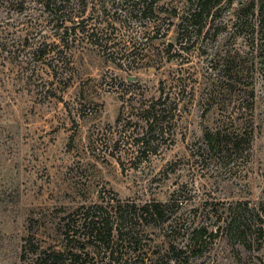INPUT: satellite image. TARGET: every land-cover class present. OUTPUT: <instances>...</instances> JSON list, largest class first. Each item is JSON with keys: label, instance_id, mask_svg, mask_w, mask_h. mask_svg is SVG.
Returning <instances> with one entry per match:
<instances>
[{"label": "rangeland", "instance_id": "1", "mask_svg": "<svg viewBox=\"0 0 264 264\" xmlns=\"http://www.w3.org/2000/svg\"><path fill=\"white\" fill-rule=\"evenodd\" d=\"M1 1L0 264H36V255L24 250L28 237L42 248L61 249L63 219L83 204L99 202L100 194L142 203L168 201L177 191L184 202L176 215L196 223H214L230 206L240 207L243 214L253 206L264 210L262 77L256 80V130L248 163L239 161L219 171L191 156L217 114L214 108L207 111L204 99L206 47L229 49L234 44L227 34L194 35L197 45L169 61L164 49L177 42L180 22L172 12L183 11L186 0H160L158 6L166 11L157 10L149 18L127 15L126 3L119 0L113 6L114 0H89L90 26L103 30L109 51L125 53L122 67L119 59L112 61L120 55L108 56L103 47L86 40H78L82 43L67 52H57L56 47L49 58L39 59V46L59 43L57 27L41 0ZM241 1L233 0L229 9ZM113 17L122 20L121 25L116 22L117 30L109 26ZM65 56L68 67L57 74L45 60L53 57V65L62 66ZM182 66L195 72L198 82L175 142L149 160L134 163L136 147L125 139L118 152L120 164L111 152L122 129L115 125L121 95L131 88L142 90L147 98L158 96L160 80L181 76ZM248 217L254 224L255 217ZM147 231L152 250L165 252V227ZM236 239L221 233L201 256L172 264H264V248L258 249L257 242L245 247Z\"/></svg>", "mask_w": 264, "mask_h": 264}, {"label": "trees", "instance_id": "2", "mask_svg": "<svg viewBox=\"0 0 264 264\" xmlns=\"http://www.w3.org/2000/svg\"><path fill=\"white\" fill-rule=\"evenodd\" d=\"M119 1L126 3V14L131 16L149 18L157 10L158 13L166 11L158 6L160 0ZM89 2L41 0L57 27L59 43L50 44V48L39 46L36 50L40 52L39 59L45 55L49 58L56 47L59 48L57 52H67L82 43L78 40L103 47L104 53L111 57L119 53L109 51L111 46L105 42L102 29L91 28L89 21L93 17L87 15ZM230 6L233 0H186L183 11L174 9L172 12L180 19L177 42L169 43L164 49L171 61L183 57L188 47L197 45L194 35L198 38L203 33H213L217 38L227 34L233 40L234 45L229 49L206 47L204 99L207 111L214 108L217 114L212 126L204 128L198 144L191 150L195 161L208 162L219 171L239 161L247 164L250 160L256 130V80L260 77L264 80V0H242L231 10ZM225 8H228L227 14ZM117 19L113 17L109 22L114 30L118 28L116 22L122 24V20ZM78 33L79 39L76 38ZM118 55L120 58L113 57L112 61L119 59L117 64L122 67L125 53ZM64 58L62 66L53 65V57L45 60L57 74V70L65 71L68 67L67 56ZM178 72L182 75L160 80L158 96L147 98L142 90L131 88L121 95L122 104L115 125L122 129L111 152L120 164L123 165V161L118 152L125 139L131 140L136 147L134 163L149 160L175 142L178 126L188 105L193 103L198 82L189 67L182 66ZM69 81L67 78L64 85ZM49 93L57 95L52 90ZM183 202L182 194L177 191L168 201L153 199L142 203L100 194L99 202L83 204L63 219L61 249L42 248L28 237L24 250L36 255V264H172L190 256H201L208 243L221 233L230 240L237 238L245 247L257 242L258 249L264 248L262 208L245 207L247 213L243 214L240 207L230 206L224 218L220 215L214 223L207 224L176 215ZM248 214L255 217L254 224L248 221ZM161 226L165 227L168 247L165 252H154L147 228ZM157 253L160 254L156 256Z\"/></svg>", "mask_w": 264, "mask_h": 264}, {"label": "water", "instance_id": "3", "mask_svg": "<svg viewBox=\"0 0 264 264\" xmlns=\"http://www.w3.org/2000/svg\"><path fill=\"white\" fill-rule=\"evenodd\" d=\"M131 79H133V80H134V77H131Z\"/></svg>", "mask_w": 264, "mask_h": 264}]
</instances>
